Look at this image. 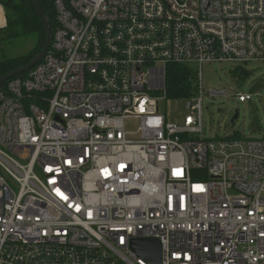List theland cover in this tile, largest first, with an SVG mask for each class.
Listing matches in <instances>:
<instances>
[{
	"label": "built area",
	"instance_id": "obj_1",
	"mask_svg": "<svg viewBox=\"0 0 264 264\" xmlns=\"http://www.w3.org/2000/svg\"><path fill=\"white\" fill-rule=\"evenodd\" d=\"M53 5L45 56L0 90V264H149L138 239L160 264H264V138H203L201 84L264 63V0ZM169 65L194 67L181 125Z\"/></svg>",
	"mask_w": 264,
	"mask_h": 264
},
{
	"label": "rangeland",
	"instance_id": "obj_2",
	"mask_svg": "<svg viewBox=\"0 0 264 264\" xmlns=\"http://www.w3.org/2000/svg\"><path fill=\"white\" fill-rule=\"evenodd\" d=\"M3 15L5 18L4 9ZM2 29L0 38L4 37ZM34 44V36L0 40V62L26 54ZM238 69L247 71V77L235 76L234 73ZM191 71L195 74L194 67ZM201 84L204 89L203 138L233 139L236 136L240 139L264 138V63L251 62L243 66L207 63L202 66ZM210 91L216 94L212 95ZM240 92L251 94L252 99L245 103L238 102L234 95ZM185 104V100L167 98L160 103V111L169 122L181 125L186 114ZM236 112L238 115L234 122H231Z\"/></svg>",
	"mask_w": 264,
	"mask_h": 264
},
{
	"label": "trees",
	"instance_id": "obj_3",
	"mask_svg": "<svg viewBox=\"0 0 264 264\" xmlns=\"http://www.w3.org/2000/svg\"><path fill=\"white\" fill-rule=\"evenodd\" d=\"M37 3L53 32L56 28L54 0H37ZM0 4L6 14V25L2 29L4 37L0 40L35 37L34 46L26 54L0 62V77H2L28 64L42 50L45 44L46 31L38 18L33 0H0ZM25 75L24 73L18 77ZM234 75L246 78L248 73L243 69H238ZM195 80V74L189 68L179 65L167 66L166 97L168 99H183L192 96L196 87ZM7 82L0 85V90H4ZM233 138L238 139L237 136Z\"/></svg>",
	"mask_w": 264,
	"mask_h": 264
},
{
	"label": "water",
	"instance_id": "obj_4",
	"mask_svg": "<svg viewBox=\"0 0 264 264\" xmlns=\"http://www.w3.org/2000/svg\"><path fill=\"white\" fill-rule=\"evenodd\" d=\"M33 2L35 4V10L38 15V18L46 31L45 44L42 50L28 64L0 77V85L32 69L35 65H37L43 59V57L45 56L50 46V42L52 39L51 25L49 24L47 18L41 11V8L39 7L37 0H33ZM237 115H238V112H236V115L232 118L231 122H234ZM131 249L138 257L143 258L149 264H160V244L158 240L156 239L133 240L131 242Z\"/></svg>",
	"mask_w": 264,
	"mask_h": 264
}]
</instances>
